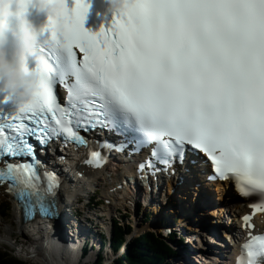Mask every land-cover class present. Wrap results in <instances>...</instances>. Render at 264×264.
<instances>
[{
	"label": "snow or ice",
	"instance_id": "1",
	"mask_svg": "<svg viewBox=\"0 0 264 264\" xmlns=\"http://www.w3.org/2000/svg\"><path fill=\"white\" fill-rule=\"evenodd\" d=\"M60 2V15L42 28L51 39L33 55L39 90L0 117V184L26 217L53 214L58 187L54 173L43 184L30 141L43 148L60 137L137 153L151 146L141 169L199 150L212 164L210 180L231 179L264 205V0H121L110 27L97 32L83 28L89 0L71 9ZM57 85L67 92L63 106ZM97 128L126 143L80 134ZM105 161L97 150L85 163ZM243 220L252 227L251 216ZM241 248L237 264H264V236Z\"/></svg>",
	"mask_w": 264,
	"mask_h": 264
},
{
	"label": "clouds",
	"instance_id": "2",
	"mask_svg": "<svg viewBox=\"0 0 264 264\" xmlns=\"http://www.w3.org/2000/svg\"><path fill=\"white\" fill-rule=\"evenodd\" d=\"M121 0H110L109 11L118 12ZM30 10L45 13L47 20L60 15V0H0V81L15 108L30 102L39 90L37 73L27 66L38 35ZM42 31V29H41Z\"/></svg>",
	"mask_w": 264,
	"mask_h": 264
},
{
	"label": "bare ground",
	"instance_id": "3",
	"mask_svg": "<svg viewBox=\"0 0 264 264\" xmlns=\"http://www.w3.org/2000/svg\"><path fill=\"white\" fill-rule=\"evenodd\" d=\"M31 142V141H30ZM32 143V142H31ZM62 152V151H61ZM36 155H37V157H38V159L42 162V166L41 167H39V170H41V172H44V171H49L50 170V165L49 164H46V163H43L44 162V155H40L39 153H38V148H36ZM124 156V155H123ZM190 160L189 161V164H192V163H190L191 162V158H187V157H185V159H184V162H185V160ZM130 164V163H129ZM128 164V165H129ZM56 167H58V166H56ZM204 169H206V168H204ZM203 169V170H204ZM205 171V170H204ZM69 173V175L71 174H75L73 171H69L68 172ZM81 174H85V171H81ZM204 174H205V172H204ZM158 177H161L159 174H158ZM197 178L199 179V175L197 176ZM66 179H67V181H68V183H70V184H72V185H75V186H78L79 184H75L74 183V178L73 177H71V176H69V177H66ZM133 178L130 176V178H127L126 179V181H125V184L126 185H128V184H131V180H132ZM192 179H195L194 177H192ZM136 180H138V178L136 177ZM106 181L108 182L109 180L108 179H106ZM209 183V187H210V190L212 191V193L214 194V195H216L218 192H222V193H224L225 192V190H226V188H222L221 186H217V187H212V185H211V183L210 182H208ZM154 184H149L148 186H150V187H152ZM157 189H159V190H163V184H162V181H161V178H160V180H159V182H158V185H157ZM134 190H135V188H134ZM197 191H198V189H197ZM133 193H135V192H133ZM221 193V194H222ZM152 195H154V196H156L155 195V193L152 191ZM158 195H161V194H159L158 193ZM157 195V196H158ZM113 197V196H112ZM62 198H63V201L64 202H67L68 201V198H67V196L66 195H63L62 196ZM231 198V197H230ZM221 198L220 197H218V202H228V204H230V205H233V203H231V201H226V199H224V200H220ZM192 200L193 199H189V200H187L188 202H190V203H193L192 202ZM3 199L2 198H0V204H2L3 205ZM143 203H144V201H143ZM7 206V205H6ZM10 206V205H9ZM170 207H172V206H170ZM147 209H149V211H151L152 213H153V215H154V213L156 212V209H152L151 207L150 208H147ZM14 210H15V208H14ZM153 210V211H152ZM172 210L173 211H176V212H180V214H182L184 211H180L178 208H172ZM13 211V209L11 208L10 209V212H12ZM62 211H64V210H62ZM211 213H212V215L210 216V215H208L207 213L205 214V212L203 211V210H201V214H202V216H201V218L202 217H205V219L207 220V217H208V222H209V224L211 225V226H215L216 224H215V222H213V221H210V219L212 218V217H215V216H217V219L219 220V219H225V217H227V215L226 214H223V212H222V208H217L216 210H211ZM205 214V215H204ZM13 215H16L15 214V211H14V213H13ZM76 218H77V216L74 214V213H72V219L71 218H67L66 219V222L64 223V225L65 226H70L71 228H72V231H78L81 235L84 233V232H82L78 227H77V224L78 225H80L79 223H77L76 224ZM203 219V218H202ZM163 220L164 221H168V219H167V217H165V216H163ZM198 221V220H197ZM18 222V221H17ZM234 223H236L237 224V222H235L234 221ZM171 224V220H169L168 221V225H170ZM17 225H18V230L21 232V233H23V230H22V227L17 223ZM174 225L175 226H179V223L178 222H175L174 223ZM28 229L27 230H29V231H32V232H34L35 231V228L33 227V225L31 224V225H27L26 226ZM7 231V235H8V233L10 232V230H6ZM215 232L214 233H216V231L217 230H214ZM239 231V226L237 225V229H236V232H238ZM56 238V237H55ZM9 239V238H8ZM47 243H48V246H43V256H41L40 255V253L39 252H37V253H34L33 251H28V250H21L20 251V253H21V255H22V257H24V258H26V259H28V258H31V259H33V260H35V261H38L39 263H42V264H71V261H70V258H71V255L72 254H76V253H78V250H79V247L78 248H76V247H74V246H72L71 244H69V245H63L62 244V242H59L58 243V241H56L53 237H52V235H50V238L47 240ZM85 245H83V247H84ZM198 246V245H197ZM17 250V249H16ZM77 250V251H76ZM18 251V250H17ZM19 252V251H18ZM45 253L47 254V255H45ZM223 255L227 258V259H229V257H230V255H231V250L228 248V250L226 251V252H224L223 253ZM240 255H242V254H240ZM46 256H47V258L49 259V260H47L46 259ZM90 257H92V256H90ZM229 264V263H228Z\"/></svg>",
	"mask_w": 264,
	"mask_h": 264
},
{
	"label": "trees",
	"instance_id": "4",
	"mask_svg": "<svg viewBox=\"0 0 264 264\" xmlns=\"http://www.w3.org/2000/svg\"><path fill=\"white\" fill-rule=\"evenodd\" d=\"M112 240L113 247L118 248L124 235L123 229H116ZM168 243L159 235L145 233L128 245L125 256L114 264H169L167 258ZM172 256V255H171ZM101 259L96 264H101ZM0 264H27L13 257L6 250L0 249Z\"/></svg>",
	"mask_w": 264,
	"mask_h": 264
},
{
	"label": "rangeland",
	"instance_id": "5",
	"mask_svg": "<svg viewBox=\"0 0 264 264\" xmlns=\"http://www.w3.org/2000/svg\"><path fill=\"white\" fill-rule=\"evenodd\" d=\"M171 213V212H170ZM6 224H9V225H11L12 227H13V235L15 236V235H18L19 234V230H18V225H17V219L14 217V215H13V211L10 213V214H8V216H5V217H2V216H0V247H2L1 245H4L2 242L3 241H5L6 242V240H5V238H8V236H7V231H6V228L7 227H9L8 225H6ZM179 231V230H178ZM24 238H21L23 241H24V239H25V236H23ZM130 243V242H129ZM129 243H124L123 242V247H126V251H127V247H128V244ZM6 247V246H5ZM18 251H13V254L15 255V256H17V257H19V260H21L23 263H33V261H31V260H29V259H21L22 258V255H21V253H20V251L21 250H25V249H23L21 246H19L18 247V249H17ZM93 250H96L95 248L93 249ZM105 250V248H103V250L102 251H104ZM18 253L20 254L19 256H18ZM107 257H108V259H107V261H106V263L105 264H109V262L108 261H113V259H114V257L113 256H111L110 254H109V252H108V254H107ZM93 260V257H90V256H88L87 257V261H89V262H91ZM116 260V259H115ZM33 264H35V263H33ZM89 264H93V263H89Z\"/></svg>",
	"mask_w": 264,
	"mask_h": 264
},
{
	"label": "water",
	"instance_id": "6",
	"mask_svg": "<svg viewBox=\"0 0 264 264\" xmlns=\"http://www.w3.org/2000/svg\"><path fill=\"white\" fill-rule=\"evenodd\" d=\"M145 233H148V231L147 230H143L142 233H141V235H143ZM24 259H26V258H24ZM28 259L31 260V261H33V263H35V264H42V263H39L38 261H35V260L31 259V258H28ZM33 263H30V264H33ZM27 264H29V263H27Z\"/></svg>",
	"mask_w": 264,
	"mask_h": 264
}]
</instances>
